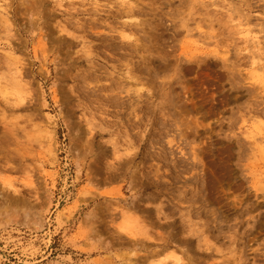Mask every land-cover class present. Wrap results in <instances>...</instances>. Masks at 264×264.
I'll return each instance as SVG.
<instances>
[{
  "label": "rangeland",
  "instance_id": "obj_1",
  "mask_svg": "<svg viewBox=\"0 0 264 264\" xmlns=\"http://www.w3.org/2000/svg\"><path fill=\"white\" fill-rule=\"evenodd\" d=\"M260 65L264 0H0V264H264Z\"/></svg>",
  "mask_w": 264,
  "mask_h": 264
},
{
  "label": "bare ground",
  "instance_id": "obj_2",
  "mask_svg": "<svg viewBox=\"0 0 264 264\" xmlns=\"http://www.w3.org/2000/svg\"><path fill=\"white\" fill-rule=\"evenodd\" d=\"M122 35V34H121ZM123 36H125V35H123ZM126 37H128V36H126ZM134 38H136L137 39V37H134ZM138 40V39H137ZM135 41V40H134ZM136 43V42H135ZM257 45V44H256ZM137 47V46H136ZM137 49V48H136ZM138 50V49H137ZM9 53V52H8ZM10 53H11V51H10ZM8 55H10V54H8ZM260 68H264L262 65H260ZM19 70V69H18ZM18 73V72H17ZM18 85V84H17ZM141 86V85H140ZM19 90V89H18ZM21 90V89H20ZM22 91V90H21ZM20 92V91H19ZM20 98V97H19ZM21 99H22V97H21ZM134 110V109H133ZM136 114V113H135ZM194 120V119H193ZM170 141H172V140H170ZM173 142V141H172ZM171 143V142H170ZM260 143V142H259ZM262 143H264V141H262ZM262 143L260 144V145H262ZM256 148H257V150H258V152L260 153L261 152V155L263 154V149H264V147L263 146H259V144H257L256 143ZM133 149V148H132ZM120 151V150H119ZM130 151H131V149H130ZM123 152V151H122ZM117 153H118V151H117ZM116 153V154H117ZM133 153V152H132ZM115 154V155H116ZM119 155V154H118ZM126 155V154H125ZM264 155V154H263ZM119 157V156H118ZM224 261V260H223ZM226 262V261H225Z\"/></svg>",
  "mask_w": 264,
  "mask_h": 264
}]
</instances>
